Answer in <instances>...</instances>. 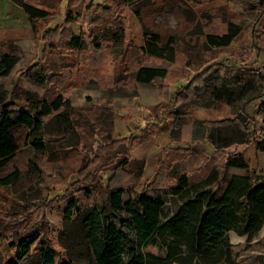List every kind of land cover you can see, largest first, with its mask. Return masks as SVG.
<instances>
[{
	"label": "rangeland",
	"instance_id": "1",
	"mask_svg": "<svg viewBox=\"0 0 264 264\" xmlns=\"http://www.w3.org/2000/svg\"><path fill=\"white\" fill-rule=\"evenodd\" d=\"M23 1L47 6L51 12L31 25ZM86 1L74 0L67 7V0H0V56L17 58L10 73L0 76V110L3 105L25 108L41 98L51 100L57 93L69 97L72 108L66 111L69 121L55 118L44 124L45 139H50L46 153L23 142L24 129L16 131L19 149L0 170V176L13 168L20 170L17 182L0 185V264L14 259L25 239L33 243L23 264H46L40 252L46 244L53 250L54 264H95L84 223L89 210L107 204L112 176L114 183L127 189L124 200L130 194L154 191L159 159L164 174L170 177L174 170H186L191 182L205 178L213 168L221 178L233 172L264 174V151L256 147V139L264 137L260 127L264 126V95L246 104L238 118L225 102L207 106L201 100L208 98L210 86L219 84L222 77L250 69L264 73V0H140L132 5L123 0H91L85 9ZM68 9L72 19L66 21ZM228 22L243 26L231 45L208 47L202 42L203 34L225 32ZM119 26L124 29L123 42L105 39ZM144 27L178 37V59L172 66L139 52ZM47 28L81 36L84 48L67 54L68 46L60 37L44 52L39 38ZM98 44L102 54L96 50ZM181 48L188 52L190 66L185 76L172 80L186 58ZM119 51L126 53L124 60ZM106 53L109 57L101 65ZM138 63L172 67L170 84L179 82L171 101L158 104L154 100L162 79L150 84L134 80ZM113 64L116 82L111 85L112 75L107 79ZM37 70L47 76L43 85L31 80ZM187 84L190 88L185 90ZM194 94L199 98L191 102ZM227 122L246 130L245 142L237 141L243 136L235 130L217 128ZM176 126L180 135L174 138L170 131ZM211 132L233 142L217 147L208 138ZM234 152L243 153L246 168L226 166L227 156ZM31 159L38 169L30 166ZM72 198L79 208L67 213ZM165 206H171L169 198ZM127 217L126 212L117 213L115 222L133 239V230L122 224ZM227 235L237 264H264V224L251 240L232 230ZM144 251L165 254L158 245H148Z\"/></svg>",
	"mask_w": 264,
	"mask_h": 264
},
{
	"label": "trees",
	"instance_id": "2",
	"mask_svg": "<svg viewBox=\"0 0 264 264\" xmlns=\"http://www.w3.org/2000/svg\"><path fill=\"white\" fill-rule=\"evenodd\" d=\"M60 3L62 0H57ZM127 4H133L140 0H123ZM74 0H67V7ZM85 9H89L91 0L83 3ZM29 21L35 24L37 20L49 16V11L26 2L22 4ZM137 16L141 17L137 8H133ZM67 11V10H66ZM71 13L66 15V21L71 20ZM33 30H34V26ZM63 30H66L64 28ZM243 26L239 23L228 22L227 30L221 34H203L202 42L208 47H226L242 33ZM35 31V30H34ZM62 29L47 28L41 33L40 38L44 41L43 51L47 52L54 40L64 41L68 46L67 54L82 50L86 41L73 34L63 35ZM57 36V38H54ZM93 38V37H92ZM113 43H121L124 39L122 26L110 33L105 39ZM178 37L174 34L163 36L160 32L144 27L143 44L138 47L141 54L167 61L171 66L178 59ZM96 50L102 54V44L95 45ZM186 55L181 72L173 76V79L182 78L187 74L186 69L190 66L188 52L181 48ZM122 54L123 60L126 53ZM109 54L101 56V65L106 62ZM17 58L11 54L0 56V76L10 73ZM147 66L138 63L133 71L136 82L148 83L155 78H161L160 97L164 101H171L169 85L172 82L169 75L172 67ZM115 65L112 66L111 85L116 82L114 76ZM180 71V70H179ZM195 77L198 74L194 75ZM47 76L37 70L31 75V80L39 85L46 82ZM108 85V84H107ZM190 85L184 86L189 89ZM264 95V73L236 72L230 77H222L217 85L210 86L208 98H201L203 104L210 106L217 101L225 102L230 106V112L239 117L244 111V106L251 101ZM189 98V94L186 96ZM178 96L175 97V99ZM199 95L194 94L190 101L196 100ZM191 101V102H192ZM262 105V103H260ZM97 107V106H96ZM95 107V108H96ZM72 109L69 97H63L57 93L51 100L44 98L27 104L25 108L7 107L3 105L0 110V170L6 167L16 155L19 144L16 131L22 128L26 131L24 143L34 151L46 153L50 139H45L44 124L55 118L69 121L67 109ZM94 108V107H93ZM262 106H260L261 110ZM98 109V107L96 108ZM88 110H92L89 108ZM73 114V113H72ZM226 121V120H223ZM230 121V120H229ZM66 126L63 130L66 131ZM264 132V126L260 124ZM219 130H235L243 136L238 142H245L246 130L241 126L227 122L219 125ZM99 131H103L100 129ZM104 135L107 131H103ZM170 135L174 138L180 135V126L172 127ZM208 138L217 147L225 146L233 141L227 136L208 134ZM132 143V142H131ZM132 144L128 148H131ZM256 147L264 151V137L256 139ZM128 152V149L125 150ZM158 165L153 180L154 191H143L129 195L126 200L123 194L127 190L124 185L114 183V176L108 182L111 188L108 191V202L102 206H93L84 220L86 238L95 264H237L235 252L227 235L232 230L238 235H246L251 240L264 224V174H235L231 173L223 178L217 169H212L209 174L195 182H191L186 170H174L171 176L164 174L162 160ZM127 160H125L126 162ZM30 166L38 169L33 159ZM226 166L246 168L248 166L242 152L229 154ZM118 169V166H115ZM142 167L136 173L141 177ZM40 171V170H39ZM20 177V170L13 168L0 176V185L14 184ZM113 180V181H112ZM166 198L170 199L171 206H165ZM76 208L77 199L72 198L66 208L70 213ZM126 212L128 217L122 224L131 228L134 238L130 239L115 222L116 214ZM33 240L25 239L19 243L20 252L14 259H8L7 264H23ZM45 243V242H43ZM148 245H158L165 250L164 255H156L144 251ZM42 248L41 255L46 264H54L53 250L46 244ZM60 264H70L61 262Z\"/></svg>",
	"mask_w": 264,
	"mask_h": 264
},
{
	"label": "crops",
	"instance_id": "3",
	"mask_svg": "<svg viewBox=\"0 0 264 264\" xmlns=\"http://www.w3.org/2000/svg\"><path fill=\"white\" fill-rule=\"evenodd\" d=\"M63 1H65V0H63ZM23 2H26V3H28V4H31V3H29V2H27V1H23ZM23 2L21 3V6H22V4H23ZM31 5H34V6H37V7H41V8H44V9H46V10H48L49 11V13L51 12L50 10V8L49 7H47V6H44V5H40V4H31ZM22 9H23V7H22ZM24 11V10H23ZM24 13H25V11H24ZM26 14V13H25ZM27 15V14H26ZM144 65H146V64H144ZM147 66H152V65H147ZM156 79V78H155ZM155 79H153L152 81H150V82H148V83H142V82H138V83H140V84H150V83H152ZM161 79V78H160ZM179 81H177L176 83H174V84H170L169 85V89H170V94L171 93H173V91H174V89L177 87V83H178ZM177 92H178V90H176ZM176 92V93H177ZM159 93H160V87H159V89H158V91H155V98H154V100H155V102L156 103H158L159 101L160 102H162V101H164V99L163 98H161L160 97V95H159ZM175 96V95H174ZM142 98L143 99H146L145 97H143L142 96ZM170 98H171V95H170ZM101 99H105V98H101ZM173 99H174V97H173ZM159 102V103H160ZM217 102H221V101H217ZM158 103V104H159ZM205 119V118H204ZM156 172H157V168H155V172H154V177H155V175H156ZM233 173H235V174H241V175H245V174H247V173H241V172H233Z\"/></svg>",
	"mask_w": 264,
	"mask_h": 264
}]
</instances>
